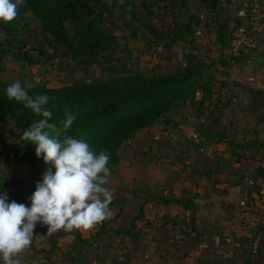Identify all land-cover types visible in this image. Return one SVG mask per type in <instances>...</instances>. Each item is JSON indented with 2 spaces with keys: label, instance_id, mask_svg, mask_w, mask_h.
Instances as JSON below:
<instances>
[{
  "label": "rangeland",
  "instance_id": "374dc122",
  "mask_svg": "<svg viewBox=\"0 0 264 264\" xmlns=\"http://www.w3.org/2000/svg\"><path fill=\"white\" fill-rule=\"evenodd\" d=\"M186 1L187 11H175V13L185 20L188 15L193 14L194 7H198L197 14L205 25L200 28L203 35L216 33L218 31L216 23H221L223 20L215 17L217 19L215 22L210 11L199 0L198 2L197 0ZM219 1L220 5L231 3V0ZM107 2L111 7L112 16L102 21L100 26L118 38V47L113 53L101 54L96 60H88L73 57L72 54H69L68 57V53L66 54L62 49L55 52L56 46L51 43L50 38L45 36L39 20L29 13L18 20L17 29L12 35H7L0 30V42L9 41L15 49L23 43L27 44L26 50L39 47L42 54L34 52L29 55V61L20 62L13 57V53H10L6 59L0 62V81L13 83L17 80H24L31 85L59 88L67 84L104 82L125 74H168L172 66L169 67L161 63L164 58L159 54V46L148 37L142 25L134 23L131 16L122 12L119 0H107ZM255 4L264 6L260 1L252 2V6ZM136 5H141L140 0L136 2ZM210 16L212 20L208 23ZM163 17V14L159 15L158 20L160 21V18ZM237 25L235 20H232L227 35H231ZM223 45L227 46L228 42H224ZM197 46L199 45L197 44ZM197 46L194 51L195 55H197L198 61H205L207 65H211L207 75L210 77L216 97L219 96L220 101H223L217 105L215 109L217 113L227 108L229 104V100L222 98L225 88L222 78L228 72H225L217 62V59L225 54L219 51L218 46L214 48L212 41H210V47H206L205 50L198 49ZM208 48H210V52L206 54ZM226 56L228 60L222 59L229 61V55L226 54ZM229 63L231 62L229 61ZM201 97V93H197L195 101L200 100ZM208 115L205 108L198 109L195 104H187L181 109L169 113L154 125L152 130L157 133L153 136L149 134V139H146L144 145L135 142L136 145L130 148L126 143L120 148L119 163L110 169L111 175L106 186L110 190L129 189L134 195H143L146 207L152 204L155 197L163 194L170 198L184 199L186 202L192 203L195 208H214L213 211L216 213L213 214V217L219 218L220 216L222 218L220 221L223 220L222 222L232 225L244 221L248 227H252L257 223L264 222V178L260 173L261 170H264V147L262 146L264 145V118L258 123L256 122L254 126L247 128L225 127L224 133L211 129L208 120L205 128L210 134L205 136L201 131L203 129L201 125L202 121L208 119ZM182 126L195 130L200 142L197 143L189 138L180 129ZM16 133L17 128L14 122L6 121L0 127V142L2 139L7 142L10 153L14 156L15 164L19 163V167H21L23 147L15 138ZM222 137L225 140L220 142L219 139ZM154 139L159 144L156 145ZM179 142L184 148H177L176 145ZM229 143L246 145L245 147L248 148L246 151H240L231 147ZM128 162L132 163L129 172L126 168ZM22 165L24 164L22 163ZM113 180L117 181V186L114 185ZM0 191L7 192L10 201L14 200L30 205L22 199L21 192L12 184L2 167H0ZM149 210L150 219L157 218L158 215L155 214V211L150 207ZM166 211L165 216L167 217L171 213H175L170 212L169 208ZM231 227L234 239H237L238 234L243 238L248 236L249 231H242L241 228L239 230L235 226ZM260 227V225L257 226V229ZM38 233L40 236L33 237L31 243V246L34 247L32 252L35 254L39 251L36 248L38 243L44 245L45 242L44 232L38 231ZM41 251L44 249L39 251L43 254ZM25 255V253L22 254V258L26 259Z\"/></svg>",
  "mask_w": 264,
  "mask_h": 264
},
{
  "label": "trees",
  "instance_id": "16d2710c",
  "mask_svg": "<svg viewBox=\"0 0 264 264\" xmlns=\"http://www.w3.org/2000/svg\"><path fill=\"white\" fill-rule=\"evenodd\" d=\"M137 1L119 0L122 12L131 16L134 23L142 25L148 37L161 48L172 49L186 44L202 23L198 14H190L183 20L175 13L187 11L186 0H140V6L136 5ZM199 1L207 7L215 21V17L222 19L224 10L219 0ZM29 13L39 20L45 36L56 46L55 52L62 49L68 53V57L72 54L73 57L96 60L99 55L113 53L118 47V38L100 26L102 21L112 16L107 0H24L16 19L10 23H0V30L12 35L17 29L18 20ZM161 14L164 17L159 21ZM218 26V38L222 42L228 27L220 22ZM10 44L9 41L0 42V62L10 53L20 62L29 61V55L34 52L42 54L39 47L26 50L27 44L23 43L15 49ZM229 64V61H219L225 72H228ZM210 68L211 65L198 61L195 55L184 70L168 74H125L104 82L67 84L59 88L19 81L30 85V95L47 94L54 98L48 105L53 112L50 122L57 125L61 134L85 139L97 152L106 151L111 169L119 163L120 148L138 132L153 127L169 113L187 104L207 110L209 115L206 121H202V132L209 136L205 125L208 120L217 121L215 109L220 104V98L216 97L207 75ZM10 84L0 81V127L8 120L14 122L17 128L15 138L23 147L21 161L30 175L42 178L49 166L42 158H37L35 146L21 138L23 131L42 117L34 115L23 104L8 100L4 90ZM197 93H201L202 97L195 101ZM66 114L73 115L75 120L65 131L62 121L66 119ZM210 128L213 129L212 124ZM213 130L225 131L223 128ZM219 140L223 142L225 138ZM229 144L240 151L248 148L246 145ZM260 173L264 178V170ZM156 200L162 205L184 204L183 201L165 198ZM133 228L134 224L123 234L131 232Z\"/></svg>",
  "mask_w": 264,
  "mask_h": 264
},
{
  "label": "crops",
  "instance_id": "0c3cea01",
  "mask_svg": "<svg viewBox=\"0 0 264 264\" xmlns=\"http://www.w3.org/2000/svg\"><path fill=\"white\" fill-rule=\"evenodd\" d=\"M257 1L264 4V0H231L229 4L223 3V22L220 24L229 27L232 20L238 25L241 24L248 17L252 2ZM194 10L193 14H197L198 7H194ZM211 20L210 16L207 22ZM201 27H205L204 23L196 29L187 45L172 49L159 47V54L164 58L161 63L172 66L169 72L184 70L195 57L197 44L198 49L205 50L210 47V41L214 48L218 46L219 51L225 54L217 62L228 60L226 54L229 55V44H223L229 43L230 35H226L221 42L217 31L203 35ZM257 40L260 49L243 55L234 65L230 63L228 76L222 78L225 82L222 98L229 100V104L227 108L216 113L217 121L209 120L213 129L226 130L225 127L229 126L247 128L264 118V34L257 36ZM206 52L209 54L210 48ZM153 127L149 131L144 129L138 133L127 142L128 146L134 147L135 142L144 145L149 134L153 136L157 133L152 130ZM201 127L203 128L202 125ZM180 142L177 143V148H184ZM6 143L4 139L0 142V167L21 192L22 199L30 204L29 198L41 179L31 176L22 163L21 167L19 163L15 164L14 156ZM154 143L159 144L156 139ZM131 166V162L126 164L127 171ZM113 183L115 186L118 184L116 180ZM111 192L109 208L112 215L91 229H61L48 233L47 226L38 223L34 237L40 236L38 231L44 232V245L37 242L36 246L39 251L44 249L41 251L43 254L39 251L33 253L34 247L30 245L22 253L26 254V259L22 260L33 264H264V222L252 227H248L244 221L232 225L220 221V216L213 217L216 213L214 208H195L192 203L187 205L190 202L178 199L179 197L170 198L161 194L146 207L141 194L134 195L129 189H113ZM158 198L183 201L184 204L162 205L156 200ZM149 207L158 215L157 218L150 219ZM168 208L170 212H175L169 217L165 216ZM133 224V230L123 234ZM259 225L261 227L257 229ZM231 226L249 231L250 237L243 238L238 234L237 239H234Z\"/></svg>",
  "mask_w": 264,
  "mask_h": 264
},
{
  "label": "clouds",
  "instance_id": "9594fccd",
  "mask_svg": "<svg viewBox=\"0 0 264 264\" xmlns=\"http://www.w3.org/2000/svg\"><path fill=\"white\" fill-rule=\"evenodd\" d=\"M23 3L0 0V23L14 21ZM29 88L17 80L4 91L9 101L42 117L23 131L21 138L35 146L37 158L49 167L36 184L30 205L10 201L8 193L0 191V264H22V253L31 245L38 223L46 225L48 233L86 230L112 215V192L106 186L111 175L109 154L97 152L85 139L61 134L50 122L53 112L48 105L54 98L30 95ZM74 120L66 114L62 121L65 131Z\"/></svg>",
  "mask_w": 264,
  "mask_h": 264
},
{
  "label": "built area",
  "instance_id": "2783aa9c",
  "mask_svg": "<svg viewBox=\"0 0 264 264\" xmlns=\"http://www.w3.org/2000/svg\"><path fill=\"white\" fill-rule=\"evenodd\" d=\"M264 34V6L253 5L250 7L247 19L237 25L231 32L229 38V57L231 64H235L236 60L243 55L258 51L259 41L257 36ZM189 138L199 143V136L190 127L182 126L180 128Z\"/></svg>",
  "mask_w": 264,
  "mask_h": 264
},
{
  "label": "water",
  "instance_id": "95a60500",
  "mask_svg": "<svg viewBox=\"0 0 264 264\" xmlns=\"http://www.w3.org/2000/svg\"><path fill=\"white\" fill-rule=\"evenodd\" d=\"M22 264H29V263L22 261Z\"/></svg>",
  "mask_w": 264,
  "mask_h": 264
}]
</instances>
